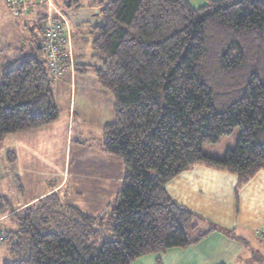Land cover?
Returning a JSON list of instances; mask_svg holds the SVG:
<instances>
[{
  "label": "trees",
  "instance_id": "16d2710c",
  "mask_svg": "<svg viewBox=\"0 0 264 264\" xmlns=\"http://www.w3.org/2000/svg\"><path fill=\"white\" fill-rule=\"evenodd\" d=\"M95 1L100 21L89 31L73 30L78 43L91 45L94 64L74 43L67 71H92L114 96L104 148L123 160L122 187L95 215L57 192L23 203L10 138L60 114L43 36L33 39L29 53L22 49L1 67L0 233L9 258L2 264H132L195 245L223 229L178 203L168 182L205 165L236 175L239 189L264 170V0H216L201 8L188 0ZM41 20L47 24L46 14L36 22L40 30ZM237 127L234 150L223 159L204 154L203 144Z\"/></svg>",
  "mask_w": 264,
  "mask_h": 264
},
{
  "label": "crops",
  "instance_id": "0c3cea01",
  "mask_svg": "<svg viewBox=\"0 0 264 264\" xmlns=\"http://www.w3.org/2000/svg\"><path fill=\"white\" fill-rule=\"evenodd\" d=\"M188 1L201 8L216 0ZM78 89L93 98V107L77 103ZM52 90L65 111L48 125L10 138L24 186L23 203L57 192L64 203L85 213H104L117 198L124 176L123 160L104 148V126L115 118L114 96L100 86L91 71H65ZM105 105L107 114L103 113ZM75 123L80 140L72 165L71 128ZM89 125L100 129L98 136L90 132ZM235 137L226 138L228 150L236 144ZM237 186L236 175L205 165L171 179L166 188L178 203L223 230L210 233L195 245L141 256L132 264H263L264 240L256 235V229L264 225V170L241 188Z\"/></svg>",
  "mask_w": 264,
  "mask_h": 264
},
{
  "label": "rangeland",
  "instance_id": "374dc122",
  "mask_svg": "<svg viewBox=\"0 0 264 264\" xmlns=\"http://www.w3.org/2000/svg\"><path fill=\"white\" fill-rule=\"evenodd\" d=\"M78 5L76 7H70V5L65 6L64 0H53L55 4V8L62 12V14L68 19V22L73 30H77L79 33L89 31L91 27L100 21V7L95 6V0H78ZM108 0H104L106 2ZM28 6V5H27ZM47 6V5H46ZM23 8V7H22ZM19 9V12L16 14L14 9L8 6L6 0H0V77L2 74L1 67L15 59V57L19 54L20 50L24 49L26 53L31 51V48L34 46L33 39H42V34L44 29H38L36 27V22L39 21L40 17L46 14H52L55 12L54 8L49 9V7H45L44 5H40L34 9L27 7V9ZM31 9V10H30ZM49 10V11H48ZM45 17V16H44ZM41 25L45 26V20L40 21ZM74 27V28H73ZM33 30V31H32ZM74 37V35H73ZM78 39V36H77ZM38 40V41H39ZM76 43L78 47L83 46L86 51L87 61L93 63L95 59H93L92 55V47L91 45L83 44L81 40L80 43L73 38V44ZM76 46V45H75ZM75 50L73 45V51ZM94 64V63H93ZM92 72V71H91ZM71 73H74L71 71ZM85 91V89H84ZM77 103L81 106L89 105L91 108L95 104L93 102V98L90 95H82V91L78 89L77 95ZM57 107L61 113L65 111V105L63 102L61 104L57 103ZM88 109V108H87ZM104 114H107L106 105ZM92 125V124H91ZM87 126L92 134H99L100 129L97 126ZM72 130V165L74 161L75 152L77 150L79 139V129L77 128V124L75 123ZM241 133L240 127H237L228 137H221L217 143H205L203 144V152L208 157H215L218 159H223L228 151V143L236 138V144L232 146L234 150L237 146V142ZM98 138V137H96ZM99 145V144H97ZM96 145V146H97ZM73 167V166H72ZM74 168V167H73ZM7 244H0V264L4 261H7ZM264 264V262H263Z\"/></svg>",
  "mask_w": 264,
  "mask_h": 264
},
{
  "label": "built area",
  "instance_id": "2783aa9c",
  "mask_svg": "<svg viewBox=\"0 0 264 264\" xmlns=\"http://www.w3.org/2000/svg\"><path fill=\"white\" fill-rule=\"evenodd\" d=\"M6 2L9 7L14 9L16 14L22 7V9H27V7L34 9L40 5H44L46 8L55 9L54 13L47 14L46 16L47 24L43 34L48 70L54 78L60 77L61 74L68 69L73 70L74 54L72 29L68 19L61 11L55 8L53 0H6ZM66 63L68 65H66ZM256 235L264 240V225L256 229ZM5 239L6 236L0 233V244Z\"/></svg>",
  "mask_w": 264,
  "mask_h": 264
}]
</instances>
